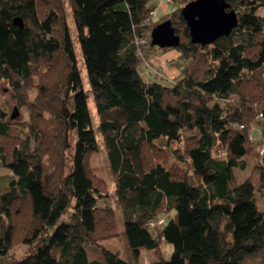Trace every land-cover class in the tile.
Wrapping results in <instances>:
<instances>
[{"label":"trees","instance_id":"obj_1","mask_svg":"<svg viewBox=\"0 0 264 264\" xmlns=\"http://www.w3.org/2000/svg\"><path fill=\"white\" fill-rule=\"evenodd\" d=\"M68 1L132 256L264 264V208L249 178L234 181L251 155L264 190V128L260 141L250 136L257 119L264 127V83L254 74L264 67V0H225L237 25L206 45L190 42L179 6L155 21L150 0ZM167 16L176 34L183 27L173 66L202 52L211 63L200 79L186 67L169 84L139 73L141 52L154 49L150 31ZM0 79L29 112L23 134L0 108V166L11 172L0 186V264H129L102 246L88 258V244L116 234V217L97 205L106 188L88 166L97 141L59 0H0ZM181 139L191 178L161 160L157 141ZM17 241L30 250L9 260Z\"/></svg>","mask_w":264,"mask_h":264},{"label":"rangeland","instance_id":"obj_2","mask_svg":"<svg viewBox=\"0 0 264 264\" xmlns=\"http://www.w3.org/2000/svg\"><path fill=\"white\" fill-rule=\"evenodd\" d=\"M186 0H182L181 4H179L178 0L171 3H165L163 0H150L149 5L155 6V15L154 20L161 19L164 15L171 13L178 6L179 9L184 5L182 4ZM59 5L61 6L62 15L64 21L68 27V31L70 34V38L73 45V50L75 54L76 64L80 73L82 88L86 94L87 105L89 109V113L91 116V124L95 133V138L97 141V150L91 153L88 157V166L93 174L100 178L101 181H104L106 191L102 192L101 196H97V205L99 207L102 206H110L116 217V234L114 236H106L107 238L99 239L96 244H88L86 249L88 253V258H99L100 252L99 247L102 246L104 248H108L114 252H117L118 255L127 260L129 264H150L154 259L157 258V255H154L152 251L142 250L138 258L132 256L126 242V237L124 235V225L122 220V214L116 200L114 189L115 185L113 182V177L110 172L109 163L106 156V151L103 145L102 135L100 134L98 124L99 119L95 109L93 95L89 87L86 69L84 66L81 50L79 47V42L77 39L76 28L72 18L71 6L68 0H59ZM164 17L161 21L167 19ZM177 33L180 35L181 40H184L183 36V27L177 26ZM205 52V51H203ZM147 53V52H146ZM144 51L141 52L142 61L139 66V73L143 76L145 80L157 81L162 84H169L175 78L181 76L182 68L186 67V72L190 73L194 78L200 79L203 76L204 70L210 65V60L205 57L202 52H198L196 57L191 61H183L182 65L178 68L173 66V60H170L171 63H168L169 58H176L179 53L175 48H169L167 50H162L161 48L154 46L153 50H150L149 53L146 54ZM146 54V55H145ZM254 74L259 78V80L264 83V67L258 69L254 72ZM34 83L37 81L36 77H33ZM36 90L31 89L28 93V99L33 100L35 98ZM224 104V102H221ZM16 107L18 111V116L14 119L15 125L14 128L21 133H26L27 128H23V123H27L29 119V112L25 107L17 105L14 94L5 79H0V108L6 114V118H10V114L13 112ZM262 123L260 120H256L250 130V136L254 141L261 140L262 134ZM22 129V130H21ZM193 133L191 130H183L182 137L185 138L186 135ZM158 145L165 147L166 150H160V154L162 158L166 159L165 164L177 167L181 173H186L191 178V169L188 165V160L185 159L184 147L186 144V140L181 139L180 141L170 142L167 146L163 141H157ZM215 155L220 157H225V151L221 147H217L214 151ZM180 155V156H179ZM182 155V156H181ZM183 158H179V157ZM245 160L247 165L245 169L235 170V182H239L245 178H249L255 186V200L259 209L264 208V190L258 187V177L257 174L254 173L253 165L255 163L254 159L251 155L245 156ZM11 172L5 168L0 166V186L4 185L6 179L5 177H9ZM192 180L198 182V179L192 176ZM70 211V210H69ZM159 248L162 253V257L164 259H168L171 253V246L169 244H161ZM30 249L26 244H23L20 241L15 242L10 251L8 253L7 258L9 260H15L22 256H24ZM3 259V258H2ZM1 259V260H2Z\"/></svg>","mask_w":264,"mask_h":264},{"label":"water","instance_id":"obj_3","mask_svg":"<svg viewBox=\"0 0 264 264\" xmlns=\"http://www.w3.org/2000/svg\"><path fill=\"white\" fill-rule=\"evenodd\" d=\"M180 15L188 29L191 43L206 45L221 36H228L237 25V14L225 0H191L180 9ZM12 23L23 27V20L15 16ZM181 38L174 32L170 19L154 26L150 31V44L159 48L177 47ZM18 116L16 107L10 119Z\"/></svg>","mask_w":264,"mask_h":264},{"label":"built area","instance_id":"obj_4","mask_svg":"<svg viewBox=\"0 0 264 264\" xmlns=\"http://www.w3.org/2000/svg\"><path fill=\"white\" fill-rule=\"evenodd\" d=\"M163 2H165V3H171L173 1L172 0H163ZM155 12H156L155 9H153V10L150 11V14L151 15H155ZM260 150H261V152H264V145H262V147H261Z\"/></svg>","mask_w":264,"mask_h":264},{"label":"crops","instance_id":"obj_5","mask_svg":"<svg viewBox=\"0 0 264 264\" xmlns=\"http://www.w3.org/2000/svg\"><path fill=\"white\" fill-rule=\"evenodd\" d=\"M166 50H167V49H166ZM178 54H179V53H178ZM178 54H177L176 58L178 57ZM176 58H169L167 61H168V63H171L170 60L175 61Z\"/></svg>","mask_w":264,"mask_h":264}]
</instances>
